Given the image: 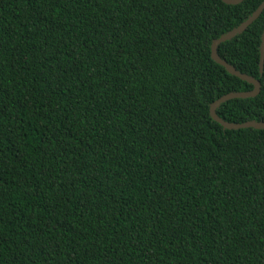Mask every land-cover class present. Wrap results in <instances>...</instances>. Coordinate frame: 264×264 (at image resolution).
Returning a JSON list of instances; mask_svg holds the SVG:
<instances>
[{
	"label": "trees",
	"instance_id": "obj_1",
	"mask_svg": "<svg viewBox=\"0 0 264 264\" xmlns=\"http://www.w3.org/2000/svg\"><path fill=\"white\" fill-rule=\"evenodd\" d=\"M262 1L0 0V264H264Z\"/></svg>",
	"mask_w": 264,
	"mask_h": 264
},
{
	"label": "water",
	"instance_id": "obj_2",
	"mask_svg": "<svg viewBox=\"0 0 264 264\" xmlns=\"http://www.w3.org/2000/svg\"><path fill=\"white\" fill-rule=\"evenodd\" d=\"M226 5H239L244 0H221ZM264 10V0L258 6V8L253 12L245 21H243L238 27L232 29L231 31L221 35L219 38L215 39L211 45V59L223 67L230 75L244 81L253 86L252 91L242 92V93H229L220 97L218 100L213 102L209 108V114L213 121L218 123L224 130L237 131L242 129H254V130H264V122L249 121L241 124L228 123L218 117L216 110L223 103L233 100V99H248L254 98L260 93L261 85L258 80L250 77L248 75L238 72L233 66L229 65L227 62L222 60L217 53V48L220 44L232 40L235 36L243 33L254 21H256ZM264 65V30L261 35L260 44V62H259V73L262 75Z\"/></svg>",
	"mask_w": 264,
	"mask_h": 264
}]
</instances>
